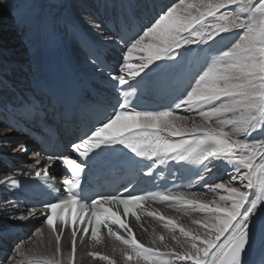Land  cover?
I'll return each mask as SVG.
<instances>
[{
    "label": "snow or ice",
    "instance_id": "snow-or-ice-1",
    "mask_svg": "<svg viewBox=\"0 0 264 264\" xmlns=\"http://www.w3.org/2000/svg\"><path fill=\"white\" fill-rule=\"evenodd\" d=\"M227 36L232 39L221 44ZM193 45L207 49V55L174 108L151 111L129 107V98L149 73L170 59L175 63L173 58L191 51L186 46ZM121 61L119 74L110 78L123 89H130L117 88L122 102L118 100L110 112L102 113L77 142L71 143L68 155L49 156V164L35 171L36 177L43 176L47 186L54 188L55 178L49 169L59 161L70 177L63 181V195L44 204L42 211L31 210L20 219L44 217L54 234L57 254L64 229L69 228L68 264L75 260L77 233L81 239L90 236L99 244L102 229L123 245L124 264H244L243 254L253 242L254 214L258 206L264 207V0H176L125 43ZM182 108L196 113L190 126L185 123L189 117L175 112ZM116 145L151 160L149 172L156 163L167 160L198 166V181L212 172L210 165L216 162L232 171L226 182L204 184L215 194L210 201L192 193L168 191L97 195L90 202L85 200L81 181L89 160ZM20 151L26 153L28 149L22 147ZM6 183L15 186L18 181L13 177L0 180V185ZM147 200L197 212L201 215L193 221L197 229L150 211L146 214L163 223L172 243H165L163 235L159 245L156 239L150 245L142 243L125 218L132 216L139 222V213L144 212L141 206ZM90 255L106 264H117L112 256L101 252ZM11 264L63 261L27 255L17 246Z\"/></svg>",
    "mask_w": 264,
    "mask_h": 264
},
{
    "label": "bare ground",
    "instance_id": "bare-ground-1",
    "mask_svg": "<svg viewBox=\"0 0 264 264\" xmlns=\"http://www.w3.org/2000/svg\"><path fill=\"white\" fill-rule=\"evenodd\" d=\"M119 2L122 8L129 6L135 10L142 21L151 20L153 22L162 10L166 9L172 3H175L176 0H0V74L20 90L31 91L41 81V65L44 61H48L51 56L48 52L49 47L52 44L64 40L67 55L73 67L81 71L91 82H96L102 78L103 73L83 54L82 49L85 45L84 38L86 36L91 38L102 49L107 50L112 55H117L115 51L117 42L108 35L103 20L113 10H117ZM49 16H52V19L58 24L57 26L47 24L46 19ZM47 27L52 28L50 33H47ZM231 39V36H227L220 43H227ZM81 41L83 46L80 45ZM186 47H190L197 57L200 56L198 61L203 65L207 55V49H200L194 45ZM114 59L122 62L121 59ZM3 93L8 94L6 86L0 81V94ZM176 114L178 116L189 117L185 121L189 126L192 123L191 117L196 116L195 112H189L186 108L180 109ZM196 122H201L198 117L196 118ZM253 135L259 137L258 133H254ZM26 140L29 141L23 135H18L10 128L0 125L1 152L11 153L15 156L25 155V161L30 162L37 156L36 152L29 150L23 155L20 154V149L27 142ZM213 166H217V173H222L225 168V177L220 182L228 181L229 173L232 171L231 168L222 162H216L210 167ZM0 170V178L10 173V171L4 172L1 164ZM192 194H195L196 198L202 201H210L215 195L208 192L206 188ZM9 207L8 201H0V227L22 223L24 232L30 230V238L26 241H20L18 246L27 255L61 259V254L57 255L54 253L52 256L51 244L53 241L55 252V238L52 236L50 229L40 225L38 221L34 223L27 222V225L24 219H20L21 216H26L27 213L13 214L9 211ZM176 209L175 204L171 209H165L162 206L154 207V211H157L160 215L176 219L177 223L196 230L197 226L193 224V221L201 219V215L190 209ZM147 219L149 218L143 220ZM155 223L163 226L162 222L155 221ZM252 223L254 229L253 241L259 242L261 239H264V207L258 206ZM133 225L138 231L137 236L143 240L146 238L153 240L155 235H163L165 237V243H172L169 230H161L154 224L147 226L144 222L139 223L135 221ZM67 237L70 242L71 234L65 231L60 241L61 252L63 250L64 252L66 251L65 239ZM141 238L140 240H142ZM83 245L88 247L85 239L77 237L74 264H103V261L92 260L89 257L81 256L80 251ZM1 246L9 248L10 242L5 241ZM16 248L12 250L11 258L3 264H11L12 258L15 256ZM69 248L70 243H68V250ZM68 250L67 264L69 260ZM116 254L114 253L113 256H117ZM17 259L20 258L17 257Z\"/></svg>",
    "mask_w": 264,
    "mask_h": 264
},
{
    "label": "rangeland",
    "instance_id": "rangeland-1",
    "mask_svg": "<svg viewBox=\"0 0 264 264\" xmlns=\"http://www.w3.org/2000/svg\"><path fill=\"white\" fill-rule=\"evenodd\" d=\"M80 47V46H79ZM147 226L148 225H151V224H154L155 226H157V227H159L161 230H165L164 229V227L163 226H160L159 224H157V223H155V221L153 220L152 222H151V220H144L143 221ZM160 222V221H159ZM161 223V222H160ZM137 231V230H136ZM52 234V233H51ZM137 234H138V231H137ZM52 236H53V234H52ZM54 237V236H53ZM141 238V237H140ZM142 239V238H141ZM154 239H156L157 240V245H159L160 244V241H159V236H157V235H155L154 236ZM143 240V239H142ZM145 243H147V244H149L150 245V242L152 241V240H150V239H148V238H146V239H144L143 240ZM65 243H66V245H65V249H66V251L64 252V250H63V252H60L59 254H61L60 256H61V260L63 261V264H67V259H68V255H67V250H68V243H69V238L67 237L66 239H65ZM26 246V245H25ZM25 246H23V247H25ZM61 249V248H60ZM51 252H52V256L54 255V253L55 254H57L56 253V250H55V252H54V248H53V241H52V244H51ZM109 251H110V255L112 254V253H117L118 254V256H112L116 261H117V264H124V260H123V256L120 254V253H118V252H113V248L111 249V248H109ZM86 252H87V247H85L84 245L82 246V249H81V251H80V255L81 256H85V257H88L87 255H86ZM68 253H69V250H68ZM59 254H57V255H59ZM104 264H106V262H104Z\"/></svg>",
    "mask_w": 264,
    "mask_h": 264
}]
</instances>
